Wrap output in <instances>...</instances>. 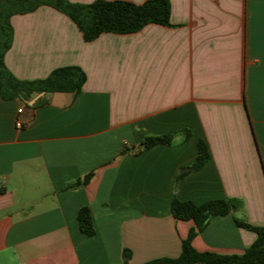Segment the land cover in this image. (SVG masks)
Segmentation results:
<instances>
[{
  "label": "crops",
  "instance_id": "0c3cea01",
  "mask_svg": "<svg viewBox=\"0 0 264 264\" xmlns=\"http://www.w3.org/2000/svg\"><path fill=\"white\" fill-rule=\"evenodd\" d=\"M170 1V25L92 41L50 5L12 17V74L35 80L75 65L87 79L70 103L58 93L69 91L0 94V264H124L126 250L129 264L178 257L195 223L173 216V197L243 202L196 235L198 251L242 253L255 241L235 218L264 226V0ZM149 135L175 137L135 152ZM199 139L209 161L179 176ZM83 206L91 237L79 227Z\"/></svg>",
  "mask_w": 264,
  "mask_h": 264
},
{
  "label": "trees",
  "instance_id": "16d2710c",
  "mask_svg": "<svg viewBox=\"0 0 264 264\" xmlns=\"http://www.w3.org/2000/svg\"><path fill=\"white\" fill-rule=\"evenodd\" d=\"M42 5H50L68 15L79 27L86 41L96 39L103 32L131 33L142 29L149 23L170 25L171 1L146 0L141 4L128 0H94L90 3L69 0H0V94L4 99L30 101L43 92L71 91L78 93L86 82L84 70L75 65L54 69L47 77L35 80L17 78L8 69L5 56L14 39L12 17L18 13H29ZM42 98L36 104L41 103ZM190 132L186 138L190 137ZM175 135H149L138 145L135 152L141 153L161 144H172ZM199 153L195 161L186 167L179 176L201 169L210 159L205 140L198 141ZM93 176L87 174L84 182ZM243 205L237 198H221L197 204L190 200L173 197L171 211L175 218L193 220L195 225L182 242L178 257H159L144 264H264V226H256L236 217V223L257 234L255 241L242 253L223 254L213 251H198L192 244L196 235L209 221L218 215L238 210ZM78 222L82 232L88 236L96 233L91 210L83 206L78 211ZM124 264H129L130 252L125 251ZM128 257V258H127Z\"/></svg>",
  "mask_w": 264,
  "mask_h": 264
},
{
  "label": "built area",
  "instance_id": "2783aa9c",
  "mask_svg": "<svg viewBox=\"0 0 264 264\" xmlns=\"http://www.w3.org/2000/svg\"><path fill=\"white\" fill-rule=\"evenodd\" d=\"M23 109H19V112L21 113ZM24 125V121L21 118H17L16 120V127L21 128ZM2 182L0 181V188L2 187Z\"/></svg>",
  "mask_w": 264,
  "mask_h": 264
},
{
  "label": "water",
  "instance_id": "95a60500",
  "mask_svg": "<svg viewBox=\"0 0 264 264\" xmlns=\"http://www.w3.org/2000/svg\"><path fill=\"white\" fill-rule=\"evenodd\" d=\"M58 93H64V94H67L69 97H70V99H69V103L70 102H72V99H73V92H58ZM35 100V99H34Z\"/></svg>",
  "mask_w": 264,
  "mask_h": 264
},
{
  "label": "rangeland",
  "instance_id": "374dc122",
  "mask_svg": "<svg viewBox=\"0 0 264 264\" xmlns=\"http://www.w3.org/2000/svg\"><path fill=\"white\" fill-rule=\"evenodd\" d=\"M128 258V257H127Z\"/></svg>",
  "mask_w": 264,
  "mask_h": 264
}]
</instances>
